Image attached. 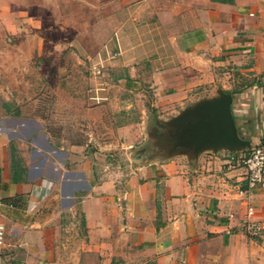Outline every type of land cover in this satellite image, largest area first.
Returning a JSON list of instances; mask_svg holds the SVG:
<instances>
[{"label":"crops","instance_id":"0c3cea01","mask_svg":"<svg viewBox=\"0 0 264 264\" xmlns=\"http://www.w3.org/2000/svg\"><path fill=\"white\" fill-rule=\"evenodd\" d=\"M65 1L0 0V36L39 40ZM77 1L96 14L95 29H112L96 43L133 46L121 80L132 93L145 87L158 116L117 130L122 163L114 143L90 151L57 144L38 118L7 117L10 129L1 120L2 264H264V230L252 239L241 228L247 201L264 225V186L240 192L242 157L264 145V0ZM222 93L248 146L172 149L151 129L170 131Z\"/></svg>","mask_w":264,"mask_h":264},{"label":"rangeland","instance_id":"374dc122","mask_svg":"<svg viewBox=\"0 0 264 264\" xmlns=\"http://www.w3.org/2000/svg\"><path fill=\"white\" fill-rule=\"evenodd\" d=\"M64 4V12L60 8L48 14L51 22L41 31L43 39H33L29 31L9 30L0 36L1 127L10 129L11 117L38 118L57 144H87L93 151L114 143L112 154L122 163L126 148L121 146L123 139L118 142L117 130L142 116L147 117L148 127L158 112L148 107L152 96L145 87L132 93L121 80L126 70L123 58L133 46H118L110 38L96 43L112 30L110 26L95 29L96 14L85 12L77 0ZM58 18L66 28L53 27ZM79 22L85 27L80 28ZM151 125L171 134L166 147H185L182 129Z\"/></svg>","mask_w":264,"mask_h":264},{"label":"water","instance_id":"95a60500","mask_svg":"<svg viewBox=\"0 0 264 264\" xmlns=\"http://www.w3.org/2000/svg\"><path fill=\"white\" fill-rule=\"evenodd\" d=\"M231 101L230 93H222L218 100L203 102L185 111L175 122H172L175 131L182 129L180 139L183 140L184 146H248L249 142L238 134L231 113ZM170 138L173 139L171 134H168V139Z\"/></svg>","mask_w":264,"mask_h":264},{"label":"built area","instance_id":"2783aa9c","mask_svg":"<svg viewBox=\"0 0 264 264\" xmlns=\"http://www.w3.org/2000/svg\"><path fill=\"white\" fill-rule=\"evenodd\" d=\"M241 163L246 171V186L240 192L250 198L255 188L264 186V145H255L248 149L242 157ZM241 228L245 235L252 239L259 237L264 230L262 222L254 218V206L251 201H247L245 221ZM6 245V226L0 214V264H2L1 256Z\"/></svg>","mask_w":264,"mask_h":264}]
</instances>
